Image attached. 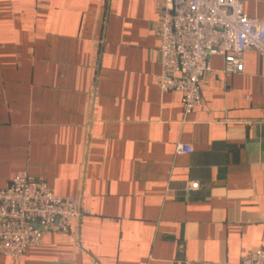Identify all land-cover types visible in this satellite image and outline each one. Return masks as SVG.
Instances as JSON below:
<instances>
[{"label": "crops", "instance_id": "crops-1", "mask_svg": "<svg viewBox=\"0 0 264 264\" xmlns=\"http://www.w3.org/2000/svg\"><path fill=\"white\" fill-rule=\"evenodd\" d=\"M160 4L0 0V188L27 171L89 210L0 264H239L264 246V58L230 73L212 55L183 115L155 82Z\"/></svg>", "mask_w": 264, "mask_h": 264}, {"label": "built area", "instance_id": "built-area-1", "mask_svg": "<svg viewBox=\"0 0 264 264\" xmlns=\"http://www.w3.org/2000/svg\"><path fill=\"white\" fill-rule=\"evenodd\" d=\"M156 28V86L181 94L183 115L202 102L200 82L212 55H220L222 69L230 73L243 70L248 49L264 58V20L244 14L240 0H161ZM176 151L191 153L193 148L178 142ZM82 213L89 210L79 196L57 194L45 180L22 171L0 188V253L20 260L44 232L67 231ZM239 264H264V246L243 252Z\"/></svg>", "mask_w": 264, "mask_h": 264}]
</instances>
